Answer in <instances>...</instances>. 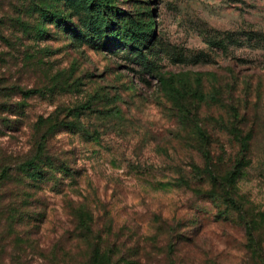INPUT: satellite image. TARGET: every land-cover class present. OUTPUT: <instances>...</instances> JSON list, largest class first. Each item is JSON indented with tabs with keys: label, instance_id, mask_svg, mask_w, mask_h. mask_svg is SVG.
Returning a JSON list of instances; mask_svg holds the SVG:
<instances>
[{
	"label": "rangeland",
	"instance_id": "1",
	"mask_svg": "<svg viewBox=\"0 0 264 264\" xmlns=\"http://www.w3.org/2000/svg\"><path fill=\"white\" fill-rule=\"evenodd\" d=\"M0 264H264V0H0Z\"/></svg>",
	"mask_w": 264,
	"mask_h": 264
},
{
	"label": "trees",
	"instance_id": "2",
	"mask_svg": "<svg viewBox=\"0 0 264 264\" xmlns=\"http://www.w3.org/2000/svg\"><path fill=\"white\" fill-rule=\"evenodd\" d=\"M152 24V22H150V24H149V26ZM29 93H37V91L36 90H31V91H29ZM34 163V162H33ZM33 163H31V164H33ZM30 164V165H31Z\"/></svg>",
	"mask_w": 264,
	"mask_h": 264
}]
</instances>
